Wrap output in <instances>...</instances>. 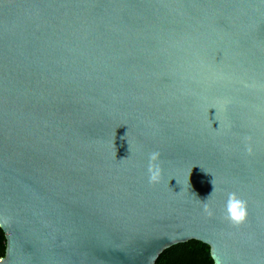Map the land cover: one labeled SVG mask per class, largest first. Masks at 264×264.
I'll list each match as a JSON object with an SVG mask.
<instances>
[{"label": "water", "instance_id": "obj_1", "mask_svg": "<svg viewBox=\"0 0 264 264\" xmlns=\"http://www.w3.org/2000/svg\"><path fill=\"white\" fill-rule=\"evenodd\" d=\"M0 229V264H264V0H0Z\"/></svg>", "mask_w": 264, "mask_h": 264}, {"label": "trees", "instance_id": "obj_2", "mask_svg": "<svg viewBox=\"0 0 264 264\" xmlns=\"http://www.w3.org/2000/svg\"><path fill=\"white\" fill-rule=\"evenodd\" d=\"M6 252V238L0 229V260ZM156 264H214L210 254L209 246L190 241L165 250L157 260Z\"/></svg>", "mask_w": 264, "mask_h": 264}, {"label": "clouds", "instance_id": "obj_3", "mask_svg": "<svg viewBox=\"0 0 264 264\" xmlns=\"http://www.w3.org/2000/svg\"><path fill=\"white\" fill-rule=\"evenodd\" d=\"M251 153V148L248 149ZM161 153L159 151H153L149 154L148 164V181L150 184H158L162 180L163 168L160 162ZM124 160V159H123ZM213 185V191L215 189L214 181H211ZM211 195V194H210ZM204 210L211 215V209L205 203ZM247 218V202L242 200L236 193H228V199L226 202V219H228L234 225H240L246 221Z\"/></svg>", "mask_w": 264, "mask_h": 264}]
</instances>
